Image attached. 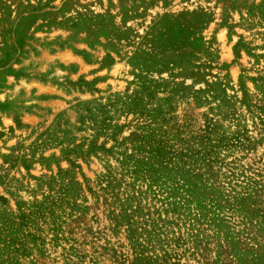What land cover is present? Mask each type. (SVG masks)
<instances>
[{
	"label": "rangeland",
	"instance_id": "1",
	"mask_svg": "<svg viewBox=\"0 0 264 264\" xmlns=\"http://www.w3.org/2000/svg\"><path fill=\"white\" fill-rule=\"evenodd\" d=\"M0 264H264V0H0Z\"/></svg>",
	"mask_w": 264,
	"mask_h": 264
}]
</instances>
